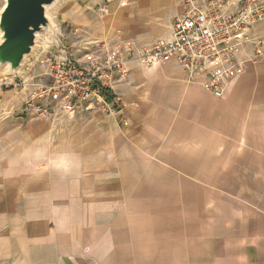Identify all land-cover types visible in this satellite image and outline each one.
Listing matches in <instances>:
<instances>
[{"label": "crops", "instance_id": "1", "mask_svg": "<svg viewBox=\"0 0 264 264\" xmlns=\"http://www.w3.org/2000/svg\"><path fill=\"white\" fill-rule=\"evenodd\" d=\"M185 9L116 0L86 38L110 44L113 24L120 45L144 47ZM115 89L119 112H78L52 133L0 128V264H264V57L224 97L172 59L128 62ZM6 92L0 125H17L1 117Z\"/></svg>", "mask_w": 264, "mask_h": 264}, {"label": "built area", "instance_id": "2", "mask_svg": "<svg viewBox=\"0 0 264 264\" xmlns=\"http://www.w3.org/2000/svg\"><path fill=\"white\" fill-rule=\"evenodd\" d=\"M117 2L125 6L129 0ZM184 2L186 9L175 19L170 37L144 47L132 42L113 47L81 37L75 42L84 43L83 50L75 54L72 46L64 43V34L57 36L54 25L50 35L56 39L48 52V70L36 76L37 80L25 82V88H34H30L21 115H72L97 108L116 112L121 97L115 83L125 78L130 61L152 68L172 59L185 71L188 81L224 97L232 78L244 71L248 62L264 57V36L254 34L255 26L264 21V0ZM107 7L101 4L99 9L107 12ZM87 43L101 47L94 50ZM249 45L252 52L245 58L243 52Z\"/></svg>", "mask_w": 264, "mask_h": 264}, {"label": "rangeland", "instance_id": "3", "mask_svg": "<svg viewBox=\"0 0 264 264\" xmlns=\"http://www.w3.org/2000/svg\"><path fill=\"white\" fill-rule=\"evenodd\" d=\"M113 2L116 5V0H102V4H106L107 6L112 5ZM5 3L6 0H0V14ZM92 5L93 4L91 0H56L55 2L50 4L48 10H46L47 17L49 18L51 23L58 28L57 36H59V33L62 32L64 34V43L66 45H71V48L75 51V54L81 53V51L83 50L82 47L84 46V43L81 42V44H78L75 41L81 37L83 39H87L86 35L88 34L86 30H90L94 22L99 21L98 23H102L103 19L107 20L116 18L115 15L110 12V10H108L107 12L102 11L98 9L99 5ZM108 25L107 30L111 31L114 28V35L116 36V38H113L114 40L110 42L109 46H119L120 44H122L120 42H122L123 40L121 29L115 28V25L113 26V24H111L110 26ZM50 33L52 32H47L46 30H44L39 35L37 44L34 46L31 53L25 56V62L16 71L11 72L10 64L0 63V89L2 92L7 91L6 96H2L3 100H5L6 107L5 109H3L1 117H15L16 119H13V122H16L17 124L4 126L0 125V128L12 129L11 133L14 134L16 132L25 133L30 125L34 123L41 124L42 122H44L49 126V130L52 133L54 130H56L57 126L59 128L61 126H64L66 118L73 115L64 112H56L48 116H43L35 112H32L31 114L21 115L25 106V100L27 99V96L31 91L30 88H34V86L25 88V82H33L37 80L36 76H39L40 74L48 70V52H50L51 46L56 39V36L50 35ZM1 35L2 31L0 30V42L2 41ZM129 42H132L136 45L134 41ZM104 43H107V41H104ZM86 45L94 50L98 47H101L97 46V43H87ZM93 111H99V108L80 112ZM101 111L106 113H113L104 110ZM116 112H119V107H117ZM9 133L10 131H8V134Z\"/></svg>", "mask_w": 264, "mask_h": 264}, {"label": "water", "instance_id": "4", "mask_svg": "<svg viewBox=\"0 0 264 264\" xmlns=\"http://www.w3.org/2000/svg\"><path fill=\"white\" fill-rule=\"evenodd\" d=\"M55 1L6 0L0 14V63L7 62L11 69H18L36 45L37 33L54 30L46 15V6Z\"/></svg>", "mask_w": 264, "mask_h": 264}, {"label": "bare ground", "instance_id": "5", "mask_svg": "<svg viewBox=\"0 0 264 264\" xmlns=\"http://www.w3.org/2000/svg\"><path fill=\"white\" fill-rule=\"evenodd\" d=\"M49 6L50 5H47L46 6V10H48V8H49ZM43 31H39L38 33H37V39H36V44H37V42H38V37H39V35L42 33ZM51 34V33H50ZM25 56H27V55H25ZM25 60H26V57L23 59V61H22V63H21V65L19 66V68L22 66V64L25 62ZM5 64H9V63H5ZM18 68V69H19ZM17 69H11V72H14V71H16Z\"/></svg>", "mask_w": 264, "mask_h": 264}]
</instances>
